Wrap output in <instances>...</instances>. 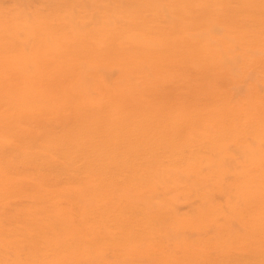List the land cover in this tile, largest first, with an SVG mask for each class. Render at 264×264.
<instances>
[{"label":"rangeland","instance_id":"1","mask_svg":"<svg viewBox=\"0 0 264 264\" xmlns=\"http://www.w3.org/2000/svg\"><path fill=\"white\" fill-rule=\"evenodd\" d=\"M214 1L217 2L218 6L214 7V16L211 17L209 21L202 20L201 18L186 19L185 24L190 28L188 38L190 45L206 46L216 51L217 56L214 55V57H220L224 62L222 74L218 75L217 72L210 70L209 66L204 68L201 64L195 72L189 70L176 71L172 69L169 71L168 76L165 77L166 80L163 84H161L160 78L162 75L165 76L166 70H161L156 73L149 69H145L144 72L148 77L130 76V79L133 81V86L131 87L133 99L129 101L131 105H126L128 103L127 98L120 96L117 98L121 100L122 104L111 99L110 102L102 103V108L96 110L100 111L99 114H101L102 117L105 114H110L114 117L112 121H102V124L107 125L108 133L109 131L111 132L109 138L114 141L112 145L125 148L123 142H129L131 136L129 124L133 126V124L135 125V123H137V121H133L137 118V113L140 111H145L146 113H150L151 111V119L163 122L164 117L168 115L180 114L182 116L181 110H184L186 111L185 117L182 116L183 120L178 123V126H182L187 118H192L193 116L191 115L201 108H203V111L210 110L212 104L215 103L214 101H216V103L221 101L224 104H228L232 110L250 108L249 111L251 114H249V112V116L246 113L242 115V112L239 111L241 119H239L240 121L236 120V122H240V124H243L244 121H254L258 118V115L264 114V0H247L250 2V5L245 7L242 5V2H240L241 0ZM75 2H66V0H0V34L6 36L19 32L20 29L25 31L26 27H28V25L33 26L35 22L38 21V18H41L44 23V27L37 28L38 32L40 29L45 30L44 34H49L48 36L52 34H64L65 29L76 34L81 33V35L88 33L89 35L87 36H90L91 33L105 26L106 29L115 28L112 25H104L106 23L104 19L105 23L98 18L82 17L83 12H93L99 16V9L103 0H96L95 2L92 0H80L79 4H75ZM220 3H227L229 7L224 8ZM123 4L122 6L125 7L134 5L128 1L123 2ZM69 13H72L76 20L74 18H69L71 14L68 15L67 19H64L63 15L65 16V14ZM68 18L73 21V25L72 21H68ZM144 18L145 23L161 19L155 18L152 13H148ZM57 19L62 20L58 21ZM95 19L99 20L97 24L95 23ZM77 20L79 22H77ZM87 20L89 21L87 22ZM69 22L71 24H69ZM76 22L79 24L75 25ZM82 22L87 23L84 26ZM80 23L83 24L84 27L81 26ZM143 23H141L139 27ZM118 24L125 28L118 31H127V34H129V30L133 29V25H137L138 22L120 21ZM82 30L84 33H82ZM160 31L165 33L162 34L161 38L167 40L178 38L177 26L169 27L163 31L158 27H149L148 29L149 36L152 39L158 36ZM194 33L195 36H193ZM198 34L199 37L197 36ZM237 36V40L232 39V37L235 38ZM19 38L23 39L24 37L20 36ZM56 38L58 37H55V39ZM0 39H3V37L0 36ZM51 39L52 40H46L49 46L52 45V41H55L54 37ZM62 39L65 40L64 38ZM62 39H56L57 41L60 40L59 43L56 42L61 47L60 53H62V56L71 57L70 48L68 47V49L63 45L64 43L62 44ZM4 42L5 41L2 42L1 49H4V51L11 49L3 44ZM46 42L43 40L44 45L47 46ZM15 44L16 46L14 49L17 50L20 43L18 44L15 42ZM4 57V52L0 50V79L5 82V84L2 85L6 86V88L12 86L18 91V99L23 96L20 94L21 91H24L25 96L30 94L29 91L24 90V88H29L31 89L32 96L45 101H49L51 98L60 99L57 103L52 104L64 107L66 102L63 98L66 95L65 93L69 90L68 87L71 85V80H87V76L77 70H73V72L62 71L65 72V74L53 75L54 81L52 85L46 80L36 84L29 80L31 84L28 82L29 86L26 85V83V86H24L22 76L19 74L14 75L13 73L11 76L3 73L6 70V67L1 64ZM82 61L85 62V60ZM48 71L57 73V69ZM48 71L46 70V72ZM96 73L97 72H94L92 76L89 75L92 79V82H88L90 85L86 83L89 92L86 93L87 98L92 96L97 98L99 96L100 89L97 80L99 79L100 81L103 79L101 77L97 79L98 76L94 75ZM67 74H69V76H67ZM76 74L77 77L75 78ZM100 74L105 79L108 78L105 74ZM2 75L7 79L5 80ZM46 76L49 77V75ZM72 76L73 78H71ZM120 76V72H115L113 74L114 81H111L112 83H110V85L119 82L120 80L118 78ZM126 76H129V74ZM61 77L63 82L61 81ZM147 79L150 82H147ZM93 80H96V82ZM127 80H129V78H125V81ZM95 84L97 85L96 89H94L96 87ZM2 85L0 84V86ZM6 88L0 87V220L4 219L6 221L3 227L0 225V237H2L3 242V244H0V264H90L94 261L100 263V259L108 264H172L169 262L170 258H175L177 260L174 262L175 264L180 262L181 264H198L200 262H193L195 259L193 255H198L201 252L202 257L208 264L222 262L223 259L226 258L225 255H228L231 260L221 264H237L242 252L246 251L247 253L249 249L247 245L242 243L241 239L243 238V234L246 235L241 226V219L242 217L246 219L249 213L255 211L256 206L261 207L264 213V198H261L256 204L250 203L246 205L243 211H241L235 203L231 204V202L234 200V196H236V190H241V182L246 179L244 175L247 171L249 173L246 175L251 173L255 175L249 180L250 185L254 188L258 186L261 190L264 188V177L256 176V174L253 173L256 169L259 170L258 172L264 173V157L261 156L263 155L262 153L260 155L262 158L259 157V159L263 160L262 163L258 162L255 164L258 166L251 165L248 162L249 160L244 159L242 156V159L240 158V152L236 147L230 148L233 151L232 154L231 151L228 150H226V152H221L223 149L222 147L221 151L220 148L211 149L210 152L212 153H210V155L217 154L215 155L216 161L207 160L205 161L206 164L205 162L201 164L202 166L200 169L202 172H211L214 169L226 170L227 172L222 179V185H219L213 177H208L206 183L197 181V179H200L202 176L195 173L196 171L177 175L174 172V166L170 164L171 158L167 157L165 159L166 161L163 162V164H167V166L161 169L163 172L168 173V175L163 174L161 177L167 178V176H169V178L174 180V184L166 185L164 180H158L152 172H147L148 178L141 191L132 187V194H128L130 198L138 201L157 198L151 205L143 203L140 205V209L137 210L141 211L142 209H146L154 213L155 216L159 215L158 231L155 230V236L150 234V238H144L145 236H136L133 234V236H131V242L127 243V241L118 239L113 246L108 247L106 245L108 248L103 251L100 250L98 242L102 241L103 237H112L108 232L94 234L93 244L88 243L85 238L81 237L83 234H75L74 238L77 241L73 240L74 250H71L68 244H65L60 249L53 245H47L48 241L47 239H43L44 237H40V239L34 241V244H27L25 247H17L21 242L20 240L15 242L14 239L11 238L14 226L11 221H19L21 215L25 214L23 209L30 207V205L36 202L38 197L43 199L46 198V200H48L47 208L49 210H54L59 216H63L64 220L68 223H65V225L74 229L75 225H71L72 222L66 219V216L74 212L71 210L74 204L71 205V203H67L65 198L67 188L75 190L69 186V184L85 188V185L90 183L93 184L96 180L95 183L98 187L95 193L97 191L100 195L104 194L109 188L113 191L116 189V192L119 190L121 194H124V187L131 186V182L136 181L133 179L130 168L126 167L125 169L127 172L124 174L122 169L118 168V165L107 164L106 168L108 169H106V171L109 176L113 177L114 181H110L109 178L110 182H102L94 176L96 173L94 169H91L89 172L86 171L83 167L84 165L77 157L69 155L73 151L69 150L66 144L65 146H60L58 153L53 152L52 156L48 155L47 153L50 152H47V150L51 151V149H45L43 146L39 147L43 139H45L46 136L58 135L65 132L68 133V141H75L74 132L81 129L73 130V128L76 124L82 123L79 121H82L83 113L71 110L73 107L70 105L68 106L69 110L65 109L62 112L59 110L56 116L55 113H48L50 116H47L46 121L35 119L22 120L21 118L15 119L12 117L7 118L10 110L8 111L5 103L2 102L3 95L7 94ZM105 90L113 93L114 89L105 86L103 91L106 92ZM122 92L126 93L127 90L124 88ZM144 92L149 96L147 99L143 98L142 93ZM139 97L142 99L139 100ZM199 97H203L206 100L197 103L196 100ZM190 100L194 102H190ZM251 105L255 107H249ZM129 110H133L135 113L129 112ZM128 112L132 114L129 115ZM123 113L129 116V123L122 118H117L118 115ZM56 117L57 119H55ZM184 118H186L185 121ZM1 119L6 120L2 121ZM216 120L217 123L220 124H230L228 122L235 121L230 115L224 116L223 119L218 118ZM39 122L48 123L44 133L38 130L41 125ZM84 123L88 124L89 121H84ZM214 124L216 123H203V125L207 127ZM192 128H194V132L197 134L205 133V128L199 126H193ZM120 132H122V134ZM138 132L140 133L132 140L145 143V134L143 130H139ZM183 133H186V130H184ZM155 134L158 137V134L162 133L161 131H156ZM35 136H37V138H35ZM106 140L107 137L102 136L100 142H106ZM4 141L8 143L11 141L12 145L6 146L4 149L1 146V143H4ZM249 142L251 141L249 140ZM28 143L32 145V148L28 150L29 158L22 155L25 151V144L27 145ZM170 146L171 152H174L176 144L170 143L168 145L169 151ZM229 146H232V144ZM188 147V152H185L182 157V162L178 165V169L185 168L187 165V157L191 154L194 155V147L191 144L188 145ZM112 150L107 151L104 158L114 157L115 154L111 152ZM225 153H227L229 158L223 159V157L227 156ZM65 159L68 163L66 162V164H63L62 160ZM89 161L92 162L91 159H89ZM141 162L142 160L139 159L136 164L140 165ZM130 167L132 168V166ZM159 168L160 166L154 168V173L155 170H160ZM18 175H21V184L18 185L16 191H10L8 186L15 184L16 176ZM135 179H138V177H135ZM156 180L158 181L157 185ZM199 182L201 183L199 184ZM191 184L203 185V188L200 190L198 189L194 194L188 193L190 192L189 187ZM206 192L208 194L212 192L210 195L211 197L209 196V198H207ZM261 197H264V195H261ZM56 199H60L61 201H57ZM90 199L91 196L88 195V193H84L83 196H79V202L76 206H79L81 208L80 210L83 211L84 208L89 205L88 202ZM206 199L209 200V202H207L210 203L208 204L209 206L212 205V209L205 206ZM113 201L116 206L122 209H126V206L130 204L129 199L123 195L122 198L120 197L119 199H112V201H109V203H107L109 208H111ZM161 201L166 204L164 208L159 206ZM92 204L96 206L95 214L100 215L103 209L99 208L94 202H92ZM231 206L232 209L240 212L236 219L230 216V211L232 210ZM73 209H75V207ZM28 211L29 210L26 211L25 215L33 218L34 213ZM216 211L220 212V216L213 214ZM100 218H103L104 220H101L108 224V217L105 211L100 215ZM180 219L186 222L184 221L185 223H181ZM237 220H239L240 223ZM85 222L90 223V217L85 219ZM231 223H233L232 227L235 233L228 235L226 239L223 240L222 236ZM38 233H42V231ZM83 236L88 237L86 234ZM56 238L67 239V236L63 233H56ZM176 242L177 244H175ZM120 243H126L124 247L130 250L124 251V249H122L123 246L119 245ZM201 248L204 249L200 251ZM160 249H164L165 252L163 253ZM48 251H50V255L47 256L46 252ZM100 252H102V257L99 259L98 253ZM249 252H255L258 257L257 260L262 263L264 258V246L249 250ZM83 255H88V258L83 259Z\"/></svg>","mask_w":264,"mask_h":264},{"label":"bare ground","instance_id":"2","mask_svg":"<svg viewBox=\"0 0 264 264\" xmlns=\"http://www.w3.org/2000/svg\"><path fill=\"white\" fill-rule=\"evenodd\" d=\"M92 1L95 2L96 0ZM125 1L133 3L134 5L128 7L122 6L124 5L123 2ZM66 2H75V0H66ZM240 2H242V5L244 7L250 5V2L247 0H241ZM79 3L80 0H76L75 4ZM220 4L224 8L229 7L227 3ZM215 6H218V4L214 0H103V3L101 4L99 9V16H97L96 13L93 12H83L82 17H90L93 19L98 18L104 23L106 21L104 25L114 26V29H106L105 26L104 28L91 33L90 36H87L89 35L88 33L81 35V33L76 34L65 29L64 34H52L51 36H48L49 34H44L45 30L40 29V31L38 32L37 28L44 27L42 19L38 18V21H36L33 26L28 25L25 31L20 29L19 32H15L6 36L0 34V36L3 37V39H0V50L4 52L5 55L1 64L2 66L6 67L5 72H2L11 76L13 73L14 75L19 74L20 76H22L24 86L28 85V82L30 84L31 82L36 84L44 80L52 85L54 81L53 75L65 74V72L62 71L73 72V70H77L83 73V75L87 76L86 81L80 80L79 77V80H71V85L70 87H68L69 90L65 93L66 95L63 98L66 102L64 104V107H59L52 104L57 103L60 99L51 98L49 101H45L32 96L31 89L29 88H24V90L29 91L30 94H27L25 96L24 91H21L20 94H22L23 96L18 99V91H16L12 86H8L6 88V86L2 85L5 84L4 80L0 79V84L2 85L0 87H5L7 89V94L3 95L2 99V102L5 103L8 111L10 110L9 116L7 118L12 117L15 119L21 118L22 120L35 119L46 121L47 116H50L48 113H55L56 116L59 110L60 112L65 109L69 110L68 106L72 105L73 108H71V110H76V112L83 113L82 121H79L82 123L76 124L73 128V130L81 129L74 132L75 141H68V133L62 132L58 135L55 134L46 136L39 147L43 146L45 147V149H51V151L47 150V152H50L51 154H47L52 156L53 152L58 153L61 145L65 146L66 144L67 148L73 151L69 155L77 157L79 161L84 165L83 167L86 171L89 172L91 169H94V172L96 171L94 176L100 179L102 182L107 183L113 180V177L109 176L108 172L106 171V169H108L106 168L107 164L118 165V168H121L124 174H126L127 172L125 168H130L133 174V179L136 181H132L131 186L124 187V194H121L119 190H117L116 192V189H114L113 191L109 188L104 194L100 195L97 191L95 193V190H97L98 187L95 183L96 180L93 184L90 183L85 185V188L69 184V186H71L75 190H71V188L66 187L67 194L65 198L67 203H71V205L74 204L73 208L75 207V209H71L74 212L66 216V219L69 222H72L71 225H75L74 229H71L65 225L67 221L64 220L63 216H59V214H56L54 210H49L47 208L48 200H46V198L43 199L41 197H38L35 203L30 205V207L23 209V212L25 214L27 210H29L28 212H33V218H31V216L27 217L25 214H23L19 218V221H11V223L14 225L11 238H13L15 242H17L18 240H20L21 242L17 247H25L27 244H34V241L40 239V237H44L43 239H47L48 241L47 245H53L56 246V248L60 249L65 244H68L71 247L70 249L74 250L73 240H76L74 238L75 234H86L88 237H84L83 235H81V237L85 238L88 243L93 244L94 234L108 232L112 237H103L102 241L98 242L100 250L103 251L108 247L113 246L118 239L127 241V243L131 242V236H133V234H135L136 236H145L144 238H150V234L152 236H155V230L158 231L157 227L159 224V215L155 216L154 213L146 209H142L141 211L137 210L140 209V205H142L143 203L151 205V203L157 198L138 201L130 198L128 194H132V187L141 191L142 187L145 186L146 179L148 178V174H146L147 172H152V174L155 175L158 180H164L166 185L174 184V180L169 178V176H167V178L161 177L163 176V174L168 175V173L163 172L161 169L167 166V164H163V162L166 161L165 159L167 157L171 158L170 164L174 166V172L177 175L196 171L195 173L202 176L200 179H197V181L206 183V179L208 177H213L216 182L219 183V185H222V179L227 172L226 170L214 169L211 172H202L200 169L203 162L207 160L216 161L215 155L217 154L210 155V153H212L210 152L211 149L220 148L221 151V149L223 148L224 150L222 149L221 152H226V150H228L231 151L232 154L233 151L230 148L236 147L240 152V158L242 156L244 159L249 160L248 162L251 165L258 166L255 164H257L258 162L262 163L263 160L259 159V157H264V114L258 115V118L254 121H244L243 124H240V122H236V120L241 119L239 111L242 112V115H245V113L248 115V113L250 112V108H239V110H232L228 104H224L221 101L216 103V101H214L215 103L212 104L210 110L203 111V108H201L199 111H196L191 115L193 116L192 118H187V120L186 118H184V121L186 120V122H183L184 124L182 123V126H178V123L183 120L182 116L185 117L186 111L184 110H181L182 116L180 114L168 115L164 117L163 122H158L151 119V111L150 113L140 111L139 113H137V118L133 121H137V123H135V125L133 124V126L129 124L131 136L129 139L130 141L128 140L129 142H123L125 148L112 145L114 141L109 138V134L111 135V132L109 131L108 133L107 125L102 124V121H112L114 117H112L110 114H105L102 117V115L99 114L100 111H96L98 108H102V103L110 102L111 99H113L117 103H121V100L117 98L120 96H122L123 98H127L128 103L126 105H131L129 104V101L133 99V92L131 88L133 86V81L130 79V76L148 77L144 72L145 69H149L150 71L156 73L160 72L161 70H166L165 76L162 75L160 78L161 80L159 79L161 84H163V82L166 80L165 77L168 76L169 71H171L172 69L176 71L189 70L195 72L201 64L202 67L207 68L209 66L210 70H213L217 72L218 75H221L224 62L220 57H214V55L217 56L216 51L211 50L206 46L190 45V42L188 41L190 28L187 26V24H185L186 19L201 18L202 20L209 21L211 17L214 16ZM148 13H152L155 18L161 19H156V21L145 23L144 16ZM68 15H70V19L74 18V15H72V13H69L65 14V16L63 15L64 19H67ZM69 18L68 21H72L69 20ZM57 20L59 21L62 19ZM95 20L94 21L97 24V21L99 20ZM88 21L89 20H87V22ZM120 21H131L133 23L138 22V24L135 26L133 25V29L130 28L131 30H129V34H127V31H118L120 29H125L122 26H119L118 23ZM77 22L79 21L77 20ZM77 22L75 25L79 24ZM86 23H84V26ZM141 23L143 24L139 27ZM69 24L71 23L69 22ZM80 25L83 26V24L81 23ZM172 26H177V39L167 40L165 38H161L162 34H165L161 31L158 34L159 37L156 36L154 37V39H152L149 36V27H158L163 31ZM82 33H84L83 30ZM20 36H23L24 38L21 39L19 38ZM193 36H195V33ZM197 36L199 37V34ZM53 37L54 39L55 37H58L56 38L57 40L59 38L65 39H62L63 42H61L62 44L64 43L63 45L66 46V48H70L71 57L61 55V47L56 43H59L60 40L57 41L55 39V41H52V45H48V42H46V40H52L51 38ZM232 39L237 40L238 36L235 38L232 37ZM43 40H45L47 46L44 45ZM3 41H5L3 44L7 45L11 49H8V51H4V49H1ZM15 42H17L18 44L20 43V46L17 50L14 49V47L16 46ZM82 60H85V62H83ZM54 69H57V73L48 71H54ZM46 70L48 72H46ZM94 72H97L96 74H94L98 76L97 79L99 77L103 79L100 81L99 79L97 80V84L99 85L100 89L99 96L97 98H94V96H88L89 98H87L86 93L88 92V85H86V83L92 82V79L89 77V75L92 76ZM115 72L121 73V76L118 78L120 81L118 80L119 82L110 85V83H112L111 81H114L113 74ZM100 73L105 74L108 78L105 79ZM128 74L129 76H126ZM46 75H49V77ZM67 76H69V74H67ZM76 77L77 74L75 78ZM4 78L5 80L7 79L5 76ZM71 78H73V76ZM125 78H129V80L125 81ZM94 82H96V80ZM147 82L150 81L147 79ZM105 86L114 89L113 93H110L108 90H105L106 92H104L103 89L105 88ZM96 88L97 85L94 89ZM124 88L127 90L126 93L122 92ZM142 95L144 99H147L149 97L145 92L142 93ZM141 99L142 98L139 97V100ZM205 100L206 99H204L203 97H199L196 102L201 103ZM190 102L194 101L190 100ZM249 107L252 108L255 106L251 105ZM129 112L135 113V111L133 110H129ZM131 114L132 113H129V115ZM249 114H251V112ZM228 115H230L235 121L228 122L230 124L217 123L216 119H223L224 116ZM117 118H122L124 119V121H128V123L130 120L129 116L124 113L118 115ZM6 119L1 120L5 121ZM55 119H57V117ZM84 121H89V123L85 124ZM206 122L216 124L209 125L207 127L203 125V123ZM39 123L41 125L38 130H41V132L44 133L46 131L48 123ZM193 126L205 128V133H195L194 128H192ZM139 130H143L145 134V143H139L136 140H132L135 136L138 135V133H140L138 132ZM184 130H186V133H183ZM156 131H161L162 134H158L157 137L155 134ZM120 133L122 134V132ZM102 136L107 137L106 142H100ZM35 138H37V136H35ZM249 140L251 142H249ZM170 143L176 144L174 152H171V146L169 148L170 151L168 150V145ZM190 144L195 149L194 155L191 154L187 157V165L185 166V168L178 169V165L180 164V162H182V157L184 156L185 152H188L187 148H189L188 145ZM230 144H232V146H229ZM10 145H12L11 141L9 143L6 141H4V143H1V146L3 148H6V146ZM30 148H32V145H30L29 143L27 145L25 144V151L24 153H22V155L29 158L28 150ZM110 150H112L111 152H113L115 156L104 158V155L107 153V151ZM262 153L263 155H261ZM225 154L227 155V153ZM224 158L229 157L227 155L223 157V159ZM89 159H91L92 162L89 161ZM139 159H141L142 162L140 165H137L136 162ZM62 161L63 164H66V162L68 163L66 159ZM130 166H132V168ZM158 166H160V170H155L154 173L153 169ZM258 171L259 170L256 169L253 171V173L256 174V176L264 177V173H260ZM247 173L249 172L247 171ZM246 174L244 175L246 176V179L241 182V190H236V196H234V200L231 202V204L235 203L241 211L244 210L246 205L250 203L256 204L261 198H264L261 197V195H264V188H262V190L258 186L254 188L249 183L251 177L255 175H253L252 173L248 175ZM20 177L21 175L16 176L15 184L8 186V189L10 191H16L18 185L21 184L22 178ZM135 177H138L139 180L135 179ZM201 182H199V184ZM157 183L158 181L156 182V185ZM199 184H191V186L189 187L190 192L188 193L194 194L198 189L200 190L201 188H203V185ZM83 192L88 193V195L91 196V199L88 202L89 205L86 206V208H84V210L82 211L80 210L81 208L79 206H76V204L79 202V196L84 195ZM211 193H207L208 195L206 194V197L209 198ZM123 195L130 201V204L126 206V209H122L121 207L116 206L114 201L113 204H111V208H109L107 204L109 203V201H112V199H119L120 197L122 198ZM56 200L61 201L60 199ZM56 200L54 201L57 202ZM207 201L209 202V200L206 199L205 206L212 209V205L209 206L208 204L210 203H208ZM92 202L96 203L99 208L103 209L101 214L104 213V211L106 212L108 217V224L102 221L104 219L100 218L101 214H95L96 206H93ZM159 206L164 208L166 204L161 201V204ZM213 214H217L218 216H220L219 211H216ZM239 214L240 212L234 209L230 211V216L233 219L238 218ZM89 217L91 219V222L86 223L85 219ZM185 220L180 219V222L185 223ZM237 221L240 223L239 220ZM5 224L6 221L4 219H1L0 225L3 227ZM232 224L233 223H231L226 228V232L222 236L223 240H225L228 235L235 233ZM241 226L243 228V231L246 233V235L243 234V238H241L242 243L247 245L249 250L264 246V213L262 212L261 207L256 206L255 211L249 213L246 219L242 217ZM40 231H42V233H38ZM56 233H63L67 236V239L56 238ZM0 244H3L2 237H0ZM175 244H177V242ZM106 245L108 247H106ZM119 245L123 246L122 249H124V251L130 250L124 247L126 246V243H120ZM203 249L204 248H201L200 251H202ZM160 250L163 253L165 252L164 249ZM249 250L247 251V253L246 251L242 252L237 264H264V258L261 263L259 260H257L258 257L255 252L250 253ZM49 252L50 251L46 252L47 256L50 255ZM101 253L102 252L98 253L99 259L100 257H102ZM193 256L195 258L193 262H200L198 264H208L207 261L202 257V252L198 255ZM82 257L83 259H85L88 258V255H83ZM225 257L226 258L223 259L222 262L211 264H221L223 262L231 260L228 255H225ZM175 261H177L175 258H170L169 262L175 264ZM90 264L108 263L103 262V260L100 259V263L94 261ZM178 264H181V262Z\"/></svg>","mask_w":264,"mask_h":264}]
</instances>
